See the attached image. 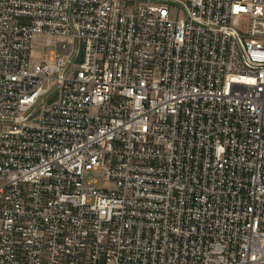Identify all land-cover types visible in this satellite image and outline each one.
<instances>
[{
  "label": "built area",
  "instance_id": "2783aa9c",
  "mask_svg": "<svg viewBox=\"0 0 264 264\" xmlns=\"http://www.w3.org/2000/svg\"><path fill=\"white\" fill-rule=\"evenodd\" d=\"M0 264H264V0H0Z\"/></svg>",
  "mask_w": 264,
  "mask_h": 264
},
{
  "label": "rangeland",
  "instance_id": "374dc122",
  "mask_svg": "<svg viewBox=\"0 0 264 264\" xmlns=\"http://www.w3.org/2000/svg\"><path fill=\"white\" fill-rule=\"evenodd\" d=\"M63 47L62 46H60V49H62Z\"/></svg>",
  "mask_w": 264,
  "mask_h": 264
}]
</instances>
